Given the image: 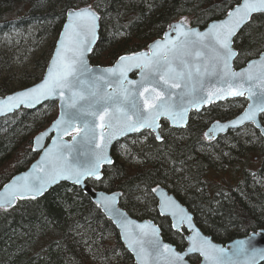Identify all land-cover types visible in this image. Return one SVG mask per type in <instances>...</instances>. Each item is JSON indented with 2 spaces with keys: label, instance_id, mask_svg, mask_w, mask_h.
Listing matches in <instances>:
<instances>
[{
  "label": "trees",
  "instance_id": "obj_1",
  "mask_svg": "<svg viewBox=\"0 0 264 264\" xmlns=\"http://www.w3.org/2000/svg\"><path fill=\"white\" fill-rule=\"evenodd\" d=\"M63 1L64 7L58 11L54 0H0V10L6 8L0 14V32L12 22L21 25L30 20L44 25L40 34L61 32L67 11L89 4L99 11L102 20L110 17L109 28L101 23V37L90 63L111 67L120 57L147 51L173 23L185 20L191 27L203 30L211 22L224 19L240 2ZM235 48L239 53L236 69L264 53V15L253 17L235 40ZM6 81L0 80V98L11 94ZM238 101L241 99L206 110L204 119L192 126L191 121L188 130L179 133L180 137H162L161 142L150 137L145 145L133 146L130 162L120 163L113 153L115 163L104 169L103 180L89 181V185L97 191L121 192L122 208L134 219L154 221L164 240L179 251L186 248V232L174 231L170 220L159 216L153 195L159 186L196 214L200 229L197 216L201 213L206 225L203 233L223 246L263 230L264 137L258 132L257 137L245 141L233 134L216 141L203 137L211 124L239 115L232 107ZM51 106L47 104L37 111L23 110L0 120V190L38 159L33 139L53 123L47 110ZM261 120L264 126V116ZM195 260L199 261L198 257L190 258L191 263ZM0 264L135 263L102 211L82 190L62 184L41 199L19 201L9 211L0 210Z\"/></svg>",
  "mask_w": 264,
  "mask_h": 264
},
{
  "label": "water",
  "instance_id": "obj_2",
  "mask_svg": "<svg viewBox=\"0 0 264 264\" xmlns=\"http://www.w3.org/2000/svg\"><path fill=\"white\" fill-rule=\"evenodd\" d=\"M242 2L243 0H240L238 5L242 4ZM83 9H91L98 17L96 21L95 39H92L90 35L80 37L85 41V47L88 49L84 52L83 60L86 62L87 69L90 70L80 77L83 83L72 90L64 88L62 95L58 90L56 95L49 96L46 99H40L36 102H30V97H21V100L24 102L16 100L9 101V97H16L20 93L26 92L48 79L50 70H54V62L57 61L58 52L61 53V59H63L64 56L70 57L72 55L70 50L66 51V49L72 48V40L74 39L72 30L69 28L72 20H70L68 14L69 12ZM258 15H264V12L252 13L248 20L237 27L230 38V46L236 53L229 61L231 71L234 73L248 71L249 65L252 64L253 61L257 63L253 65L251 70L253 72H259L261 70L260 62H264V53L249 60L241 69L235 68V63L239 57V53L235 48V40L250 24L253 17ZM227 19L228 15L222 20L211 22L203 30L191 27L185 20H179L171 25L170 30L166 32L162 38L151 43L147 51L128 57H138L141 53H145L148 57H151L154 52L164 50L163 48L157 49L156 45L159 44L172 47L173 43L178 44L187 39L189 42L187 48L190 54L185 58L192 63H198L207 57L208 59L204 62L208 63L211 68L214 63L211 59L213 55L210 44L211 37L203 35L195 36L192 35V33H209L212 25H220ZM101 23L102 18L100 14L92 6L68 10L65 23L60 32L43 79L32 87L0 98V120L9 118L23 110L37 111L51 103L56 104L58 108L57 119L46 130L39 133L33 139V151L39 155L38 159L25 172L13 177L11 181L0 190V194H5V197L10 195L11 190L8 189L9 185H15L16 190L23 191L24 185L38 182V178L44 176L49 167L53 164L60 163L57 159L60 153L67 157L68 162L76 167L87 165L92 157L93 151L98 152L101 148H104L111 163L105 162L100 166L99 179L94 176H87L83 177L79 184L75 183L72 179H59L43 193L36 194L34 198L32 194L25 193L24 198H17L11 204L4 203L3 206H0V210L9 211L13 209L19 201L41 199L56 187L67 184L82 190L102 211L106 219L111 221L119 234L121 243L132 256L135 264H169V259L175 258L170 257L168 250L164 249L163 245H169L171 250H174L175 253L183 257L182 260H176L175 264H192L189 261L192 257H198L200 261L199 264H211V261L206 260L200 251H189V249L193 247V239H196L197 242L206 240L210 242L211 245H215L217 249H223V253L216 254L223 256L226 264H264V229L252 232L245 238L236 239L223 246L222 244L214 242L211 237L204 234L197 225L195 216L187 207L174 195H171L167 189L163 186H159L153 192L158 203L157 211L159 216L170 220L174 231L182 232L184 230L187 233L185 237L186 248L183 251H179L175 246L164 240L161 228L156 225L154 221H139L134 219L121 207V192L107 193L104 191H97L89 185V181L101 182L103 180L104 169L111 167L115 163L112 155L114 148L125 139L149 132L155 139L161 142L162 137L160 135V129L162 121L167 122L171 128L185 130L189 125L190 117L193 113L201 114L204 110L228 101H236L244 98L247 101V106L237 117L226 122L213 123L206 132V138L208 140H217L220 137H226L230 133L242 130L248 126H252L256 132L264 137V126L261 121V118L264 116V111L256 112L255 122L251 120L238 122L241 120V117L249 111L250 105L257 106L259 104L262 98L261 93L264 92V88L253 87L252 95L250 96L247 91L249 88L248 83H244L241 89L236 85L235 81H233L232 90H243L244 95H232L228 91V85L220 80L218 75H206L202 77L203 86H201L200 83H196V91L188 95L189 89L184 82H178L176 87H171V82L166 83L165 80H160L157 83L154 79L155 74L150 75L147 69L133 66L136 61L124 62L119 59L111 67L92 66L90 63V56L99 43L102 30ZM185 34L188 35L185 36ZM62 44L64 48L61 47ZM203 45H209V47L206 48L203 47ZM197 51L201 53L200 58H196L194 55ZM117 64H124L125 67L114 73L105 71L109 68H116ZM221 68L222 65L218 64L216 68L217 72H219ZM101 77L103 78L101 79ZM236 79L239 80V77ZM123 89L128 90L126 96L122 94ZM73 92L76 94L75 97L73 96ZM92 92H95L96 95L93 96ZM169 92L172 94L173 102L178 101L181 95L184 94L185 106L188 110L183 121L178 119L174 121L169 119L167 115H161L156 119L155 130L145 126L137 131H125L122 134L120 133L119 130L125 122L123 119L124 117H126L127 123H134L139 113L142 112L145 116H148L154 111V108L149 107V105H158L161 99L167 100L169 98ZM109 95L111 99L108 98ZM221 96H223V98H221ZM193 97L196 98V102L189 103ZM201 97H203V99H201ZM146 100L148 101L147 104L145 103ZM197 103L199 107L196 106ZM82 105L88 109L87 112L77 111ZM90 112H95L96 115H91L89 114ZM73 114L76 115V118L70 120V116ZM62 116L65 123L57 128V122L61 120ZM110 123L115 127H109ZM69 125H71V127H69ZM113 132L117 134L113 136ZM110 136H112L111 139H109ZM112 198H115L114 201ZM162 206H164L163 211L161 210ZM186 217H190L191 219L189 220ZM197 232L199 233V237L196 236ZM156 239L159 240V252H154L153 246L150 243V241ZM239 241L246 242L245 247L248 248L247 255H233L237 250V242ZM249 241L250 243H247ZM253 249L255 253H253Z\"/></svg>",
  "mask_w": 264,
  "mask_h": 264
},
{
  "label": "snow or ice",
  "instance_id": "obj_3",
  "mask_svg": "<svg viewBox=\"0 0 264 264\" xmlns=\"http://www.w3.org/2000/svg\"><path fill=\"white\" fill-rule=\"evenodd\" d=\"M254 12H264V0H243L242 4L238 5L233 11L228 13V19L220 25H212L209 33H192L195 36H209L211 37V52L213 53L211 59L214 61L211 68L208 63L204 62L208 58L205 57L201 62L192 63L187 60L185 57L188 56L189 50L187 48L188 40L185 39L180 43H173L172 47L166 45H156L157 49L163 48V51L154 52L151 57H148L145 53L139 54V56H124L120 57L121 61H136L133 66L147 69L148 73L155 74L154 79L158 83L160 80H165L166 83L171 82V87H176L178 82H184L188 86V95H191L196 91L195 84L200 83L203 86L202 77L206 75H218L220 80L228 85V91L232 95H244V91H233V81L236 85L243 88L244 83L249 84L247 91L249 95H252V88H264V62H260V71L253 72L251 69L253 65L257 62L253 61L249 65V70L242 73H234L231 71L229 61L232 59L236 53L232 50L231 36L236 31L237 27L244 21L248 20L252 13ZM69 18L72 20V23L69 25V28L72 30V35L74 39L72 40V48L66 49L70 50L72 55L64 56L61 59V53H57V61L54 62V70H50L48 79L44 80L43 83L39 84L32 89L20 93L16 97H9V101L16 100L19 102H24L21 100V97H30V102H36L40 99H46L49 96L56 95L58 90L60 94H63V89L68 88L72 90L77 87L79 84L83 83L80 77L87 71L86 62L83 60L84 52L88 49L85 47V41L81 39V36L90 35L92 39H95V30H96V21L98 17L96 13L91 11V9H83L80 11L69 12ZM188 34H185L187 36ZM218 46V47H217ZM64 48V45H61ZM203 47H209V45H203ZM196 58H200L201 53L199 51L194 53ZM222 65V68L217 72V65ZM124 64H117L116 68L106 69V72L114 73L116 71L124 68ZM123 74V73H122ZM239 77V80L236 78ZM103 77H101L102 79ZM167 78V79H166ZM155 91V89H154ZM128 90L123 89L122 94L126 96ZM75 92L73 96L75 97ZM92 95L95 96L96 93L92 92ZM169 98L167 100L161 99V102L158 105H149L153 107L154 111L148 116H145L142 112L137 115V120L134 123H127L126 117L123 126L120 128V133L122 134L125 131H137L142 127H149L155 130L156 119L161 115H167L169 119L183 121L185 114L187 112V107L185 106L184 94L181 95L180 99L176 102L172 101V94L169 92ZM261 100L257 106L250 105L249 111L241 117L243 120H251L255 122L256 112L264 111V92L261 93ZM111 99V96L108 97ZM223 98V96H221ZM203 99V97H201ZM196 98L193 97L189 103H195ZM147 104L148 101L146 100ZM199 107V104H196ZM78 112H87L88 109L83 105ZM91 115H96L95 112H90ZM76 115L73 114L70 116V120H74ZM65 123L62 116L61 120L57 122V128L61 124ZM71 127V125H69ZM109 127H115L112 123L109 124ZM116 132H113L112 135H116ZM112 136L109 137L111 139ZM94 139V136H93ZM57 159L60 163L53 164L49 167L48 171L44 176L38 178V182L24 185L23 191L16 190L15 185H9L10 195L5 197V194H0V206H3L4 203L11 204L17 198H24L25 193L32 194L33 198L36 194L43 193L49 186L56 183L59 179H72L75 183L79 184L82 181L83 177L94 176L99 179V168L105 163H111L108 159L106 151L104 148H101L100 151H93L92 157L89 160L87 165L76 166L74 167L72 163L68 162L67 157L62 153L58 154ZM19 179V178H18ZM113 201L115 198H112ZM163 207L161 210L163 211ZM191 219L190 217H186ZM196 236L199 237V233H196ZM153 246L154 252L160 251L159 240L150 241ZM193 247L189 251H200L204 255L206 260H210L211 264H226L225 259L221 255L216 253H223V249H217L215 245H211L210 242L203 240L197 242L196 239H193ZM236 252L233 255H247L248 248L245 247V241H239ZM247 243H250L247 242ZM163 248L168 250L170 257L175 259H169V264H175L176 260H182L183 257L175 253L174 250L170 249L169 245H163ZM207 249V250H206ZM253 253L255 250L253 249ZM163 254V253H161Z\"/></svg>",
  "mask_w": 264,
  "mask_h": 264
},
{
  "label": "rangeland",
  "instance_id": "obj_4",
  "mask_svg": "<svg viewBox=\"0 0 264 264\" xmlns=\"http://www.w3.org/2000/svg\"><path fill=\"white\" fill-rule=\"evenodd\" d=\"M119 1L127 4H132L134 2L138 4H148L149 2V0ZM54 4L58 7V11H61L65 3L63 0H54ZM87 6L90 5L88 4ZM5 9V7L1 8V15L4 13ZM11 17L15 18L14 15ZM102 23L109 28L110 17H106L102 20ZM43 27L44 25L38 21L32 22L30 20V22L21 25H16L12 22L7 26L5 31L0 32V71H2L0 80H7L6 82L11 94L38 84L45 75V70L52 57L60 32L53 31L51 33L44 32L40 34L43 32ZM246 106L247 101L245 99L232 103L234 112L237 114L242 113ZM47 110L50 113L52 122H54L58 116L57 105L52 104ZM204 115L205 112L199 116L195 115L194 118H192L191 126L203 120L205 117ZM150 136V134H144L143 137L127 139L117 145L114 149L116 160L120 163L132 161V147L135 145H145ZM233 136L241 141H245L247 138L257 137L253 127H247L238 131L234 133ZM175 187L179 188L178 185ZM142 204L143 206H147L144 202ZM151 212L154 213V208H151ZM194 216H196V214H194ZM197 218L200 219L202 232H205L206 225L203 223L205 221L204 216L200 213ZM199 263L200 261H192V264Z\"/></svg>",
  "mask_w": 264,
  "mask_h": 264
},
{
  "label": "flooded vegetation",
  "instance_id": "obj_5",
  "mask_svg": "<svg viewBox=\"0 0 264 264\" xmlns=\"http://www.w3.org/2000/svg\"><path fill=\"white\" fill-rule=\"evenodd\" d=\"M203 113H201V114H203ZM201 114H192L191 119H190V122H189V125L187 126V128L185 130H178V129L171 128L167 122L162 121V123H161V129H160V135H161V137H180L179 133H184L185 131L188 130V128H189V126L191 124L192 118H194L195 115L199 116ZM165 125H166V127H165ZM164 128L165 129L168 128V130H166L164 132L163 131V130H165ZM208 128L204 131L203 137H207L206 136V132H207ZM144 134H149V132H145V133H143L141 135H137V136H133V137H143ZM150 137H154V136L151 135ZM181 137H184V135H181ZM210 137H212V136H210Z\"/></svg>",
  "mask_w": 264,
  "mask_h": 264
}]
</instances>
